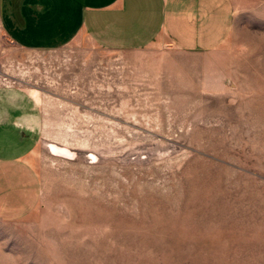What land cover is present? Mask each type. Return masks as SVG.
Instances as JSON below:
<instances>
[{"label": "rangeland", "instance_id": "374dc122", "mask_svg": "<svg viewBox=\"0 0 264 264\" xmlns=\"http://www.w3.org/2000/svg\"><path fill=\"white\" fill-rule=\"evenodd\" d=\"M231 1L208 52L23 49L0 10V86L36 102L40 181L0 213V264H264V0Z\"/></svg>", "mask_w": 264, "mask_h": 264}, {"label": "crops", "instance_id": "0c3cea01", "mask_svg": "<svg viewBox=\"0 0 264 264\" xmlns=\"http://www.w3.org/2000/svg\"><path fill=\"white\" fill-rule=\"evenodd\" d=\"M6 35L23 49H55L83 36L113 50L162 43L186 52L221 47L233 29L231 0H1ZM37 105L17 86H0V213L29 211L40 181L32 156Z\"/></svg>", "mask_w": 264, "mask_h": 264}]
</instances>
